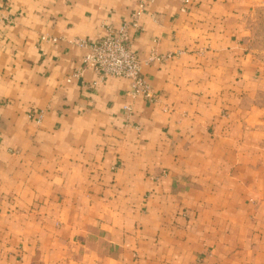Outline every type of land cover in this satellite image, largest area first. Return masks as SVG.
I'll return each instance as SVG.
<instances>
[{"label":"crops","instance_id":"0c3cea01","mask_svg":"<svg viewBox=\"0 0 264 264\" xmlns=\"http://www.w3.org/2000/svg\"><path fill=\"white\" fill-rule=\"evenodd\" d=\"M141 1L0 0V264H264L256 0L148 3L155 100L73 76Z\"/></svg>","mask_w":264,"mask_h":264},{"label":"built area","instance_id":"2783aa9c","mask_svg":"<svg viewBox=\"0 0 264 264\" xmlns=\"http://www.w3.org/2000/svg\"><path fill=\"white\" fill-rule=\"evenodd\" d=\"M153 0H142L139 7L131 14V21L118 28L108 27L104 35L94 42L79 41V45L87 49L81 66L73 76H82L84 71L91 69L97 76L96 85L108 78H124L129 80L130 88L126 95L132 101L138 97L155 100L156 96L142 74V61L133 50L130 28L140 29L139 19L145 7ZM0 8V21L4 19ZM56 41V39H53ZM153 58V57H152ZM159 59V57H155ZM68 81L71 79L68 78ZM127 114L132 111V105L124 107Z\"/></svg>","mask_w":264,"mask_h":264},{"label":"rangeland","instance_id":"374dc122","mask_svg":"<svg viewBox=\"0 0 264 264\" xmlns=\"http://www.w3.org/2000/svg\"><path fill=\"white\" fill-rule=\"evenodd\" d=\"M249 49L261 60L264 66V0H256L247 18Z\"/></svg>","mask_w":264,"mask_h":264}]
</instances>
